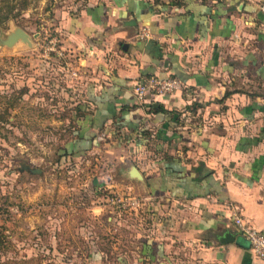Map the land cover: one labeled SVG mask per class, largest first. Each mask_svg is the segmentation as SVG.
I'll use <instances>...</instances> for the list:
<instances>
[{"label":"crops","instance_id":"obj_1","mask_svg":"<svg viewBox=\"0 0 264 264\" xmlns=\"http://www.w3.org/2000/svg\"><path fill=\"white\" fill-rule=\"evenodd\" d=\"M64 29L88 79L66 150L122 149L169 225L119 263L264 264L233 222L264 232V0H98ZM149 77L180 87L137 104Z\"/></svg>","mask_w":264,"mask_h":264},{"label":"rangeland","instance_id":"obj_2","mask_svg":"<svg viewBox=\"0 0 264 264\" xmlns=\"http://www.w3.org/2000/svg\"><path fill=\"white\" fill-rule=\"evenodd\" d=\"M96 1L0 0V264H120L169 230L105 137L60 155L88 82L64 21ZM16 28L29 42L7 46Z\"/></svg>","mask_w":264,"mask_h":264},{"label":"built area","instance_id":"obj_3","mask_svg":"<svg viewBox=\"0 0 264 264\" xmlns=\"http://www.w3.org/2000/svg\"><path fill=\"white\" fill-rule=\"evenodd\" d=\"M139 37L142 39L149 38L150 34L146 29H143L140 31ZM179 87L180 82L174 78L159 79L157 77H149L134 86V99L137 104H144L148 93H153L155 96H162L174 92ZM233 214V222L241 236L249 243V248L257 257L264 260V232L245 223L242 217L236 212Z\"/></svg>","mask_w":264,"mask_h":264},{"label":"water","instance_id":"obj_4","mask_svg":"<svg viewBox=\"0 0 264 264\" xmlns=\"http://www.w3.org/2000/svg\"><path fill=\"white\" fill-rule=\"evenodd\" d=\"M18 40H20L22 42H25V43H28L29 42V36H28V34L24 30H22L20 28L14 29L6 37V39L3 41V43L6 44L7 46H12ZM128 176H130V178H134V179H138V180L141 179L140 173L138 172V170L134 166H132L130 168V171L128 173ZM247 245L249 247V243L248 242H247Z\"/></svg>","mask_w":264,"mask_h":264},{"label":"trees","instance_id":"obj_5","mask_svg":"<svg viewBox=\"0 0 264 264\" xmlns=\"http://www.w3.org/2000/svg\"><path fill=\"white\" fill-rule=\"evenodd\" d=\"M80 111H81V117L84 116V113L87 114V112H85L86 110H85V111L82 110V107L80 108ZM74 153H75V152H74ZM60 155H61V156H71V155H74V154H73V152H68V151L66 150V148H64L63 153H62V154L60 153Z\"/></svg>","mask_w":264,"mask_h":264}]
</instances>
